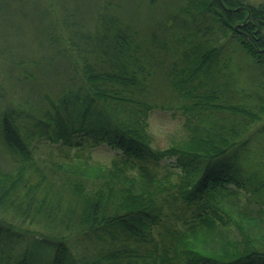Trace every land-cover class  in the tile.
<instances>
[{
	"label": "trees",
	"instance_id": "trees-1",
	"mask_svg": "<svg viewBox=\"0 0 264 264\" xmlns=\"http://www.w3.org/2000/svg\"><path fill=\"white\" fill-rule=\"evenodd\" d=\"M9 1L0 264H264V2Z\"/></svg>",
	"mask_w": 264,
	"mask_h": 264
},
{
	"label": "rangeland",
	"instance_id": "rangeland-1",
	"mask_svg": "<svg viewBox=\"0 0 264 264\" xmlns=\"http://www.w3.org/2000/svg\"><path fill=\"white\" fill-rule=\"evenodd\" d=\"M2 0H0L1 3ZM67 1L68 4L73 5V6H78L84 10H86V12H91L93 10V4L91 3L92 0H65ZM252 2L255 3H259V2H264V0H251ZM31 1H28V4ZM159 3H161V0H158ZM17 3L13 2L12 0L9 1V5H7L6 8H8L7 10H10L12 8H14L16 6ZM125 9L127 8L126 4L124 5ZM27 9H29V7H27ZM30 10V9H29ZM140 13V12H138ZM12 16V17H10ZM137 21L138 24L142 25L145 31H148V26L151 25L152 20L150 17H146L144 13L140 14L137 16ZM14 21H16L17 23H21L19 20V18H16V16L11 15L10 13L0 10V29L2 31L8 32L11 35V39L16 42L17 38L14 37L12 38V34L14 33V29H12L9 25L13 24ZM23 25H25V28L22 30V32L26 35L30 34V30L29 28L26 26V23H22ZM231 43L235 44L237 43V39H231ZM168 66V64L163 65V69L166 70V67ZM2 67H3V63L0 62V80L3 79V72H2ZM158 68V67H157ZM156 68V69H157ZM159 70V68H158ZM159 86L161 88L159 92V94H162L163 90L165 89L164 84L166 85V78L165 76H163V74H161L159 76ZM159 82V81H158ZM163 89V90H162ZM20 95H22V90L20 91L19 88H16L15 93H10L9 96L5 93V97L1 98L0 97V101L1 99L4 100H9V99H15V101L19 102V97ZM162 97V96H161ZM151 126H150V131L152 134V139H153V145L159 147V148H165L168 145L171 144L172 141H174L175 139H177L180 135H182L183 133V117L180 114H173L170 113L169 111H162L160 109L155 110L152 117H151ZM259 141V138L255 140V142L257 143ZM100 153L98 154L99 156L96 158H100L102 161H108V158L105 156H102ZM9 163V156L7 151L0 146V164L3 166H7V164Z\"/></svg>",
	"mask_w": 264,
	"mask_h": 264
},
{
	"label": "water",
	"instance_id": "water-1",
	"mask_svg": "<svg viewBox=\"0 0 264 264\" xmlns=\"http://www.w3.org/2000/svg\"><path fill=\"white\" fill-rule=\"evenodd\" d=\"M249 17V16H248Z\"/></svg>",
	"mask_w": 264,
	"mask_h": 264
}]
</instances>
